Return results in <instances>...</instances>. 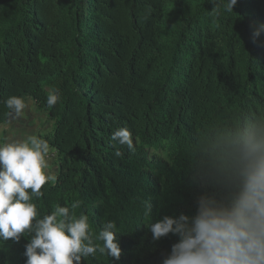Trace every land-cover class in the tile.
Segmentation results:
<instances>
[{"label":"trees","instance_id":"obj_1","mask_svg":"<svg viewBox=\"0 0 264 264\" xmlns=\"http://www.w3.org/2000/svg\"><path fill=\"white\" fill-rule=\"evenodd\" d=\"M225 9L224 0H0V126L14 95L52 123L38 137L57 180L33 202L43 216L79 200L75 214L93 233L117 226L119 261L97 252L82 264H162L178 238L154 241L148 226L194 215L203 189L192 170L214 168L233 131L264 124V0ZM50 88L60 96L52 108ZM118 127L134 150L112 141ZM28 238L0 240V264H25Z\"/></svg>","mask_w":264,"mask_h":264},{"label":"clouds","instance_id":"obj_2","mask_svg":"<svg viewBox=\"0 0 264 264\" xmlns=\"http://www.w3.org/2000/svg\"><path fill=\"white\" fill-rule=\"evenodd\" d=\"M224 2L226 11L237 4V0ZM260 35V29L253 33L255 38ZM59 99L57 89L47 90L49 108ZM3 104L9 123L30 107L15 95ZM111 139L134 150L127 127H118ZM49 152L48 142L35 134L0 141V240L19 243L27 234L25 264H82V258L97 252L119 261L116 223H103L93 233L89 216L75 214L81 201L70 207L57 204L40 215L33 201L44 196L46 184L57 180ZM191 175L203 189L195 214L164 215L148 226L154 241L169 235L178 238L162 264H264V124L233 131L224 138L215 167L192 170ZM150 212L149 205L145 215Z\"/></svg>","mask_w":264,"mask_h":264},{"label":"rangeland","instance_id":"obj_3","mask_svg":"<svg viewBox=\"0 0 264 264\" xmlns=\"http://www.w3.org/2000/svg\"><path fill=\"white\" fill-rule=\"evenodd\" d=\"M30 113V114H29ZM33 116V117H32ZM23 121L22 124L25 128L24 134L25 135H31V134H37V132H45L49 129L52 130V123H47L46 120H44V117L34 111V108L30 104V107L26 109L25 115L20 118L18 121ZM43 135V134H42ZM49 159H51V163L54 161V155L49 152ZM50 164L49 166H51Z\"/></svg>","mask_w":264,"mask_h":264},{"label":"crops","instance_id":"obj_4","mask_svg":"<svg viewBox=\"0 0 264 264\" xmlns=\"http://www.w3.org/2000/svg\"><path fill=\"white\" fill-rule=\"evenodd\" d=\"M29 102V101H27ZM30 104L32 105V103L30 102ZM30 114V113H29ZM44 117V120H46V117L45 115H42ZM33 117V116H32ZM23 121H18V120H14L12 121L11 123L6 122L5 125L3 126H0V141H3L4 137L8 136V137H11V138H15V137H18V136H22V135H25L24 134V126L22 124ZM51 133V130L49 129L48 131L46 130L45 132H37V134L35 135H42V134H50ZM51 159H49V165L52 164L50 166V169L55 173V166H54V161L51 163L50 161Z\"/></svg>","mask_w":264,"mask_h":264}]
</instances>
